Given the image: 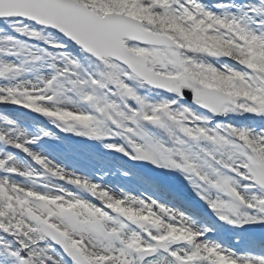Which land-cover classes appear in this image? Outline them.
I'll return each mask as SVG.
<instances>
[{
  "label": "snow or ice",
  "instance_id": "obj_1",
  "mask_svg": "<svg viewBox=\"0 0 264 264\" xmlns=\"http://www.w3.org/2000/svg\"><path fill=\"white\" fill-rule=\"evenodd\" d=\"M0 264H264V0H0Z\"/></svg>",
  "mask_w": 264,
  "mask_h": 264
},
{
  "label": "rangeland",
  "instance_id": "obj_2",
  "mask_svg": "<svg viewBox=\"0 0 264 264\" xmlns=\"http://www.w3.org/2000/svg\"><path fill=\"white\" fill-rule=\"evenodd\" d=\"M5 111H11V109H5ZM23 116H26V115H23ZM27 117V116H26ZM78 160V158H77ZM79 161V160H78ZM85 163V162H84ZM84 163H81V165L83 166ZM118 181L117 180H114L113 183H117ZM177 188H179L181 191H186V189L183 188L182 184H180L179 182L176 183L175 185Z\"/></svg>",
  "mask_w": 264,
  "mask_h": 264
},
{
  "label": "trees",
  "instance_id": "obj_3",
  "mask_svg": "<svg viewBox=\"0 0 264 264\" xmlns=\"http://www.w3.org/2000/svg\"><path fill=\"white\" fill-rule=\"evenodd\" d=\"M18 114H20V113H18ZM22 115H26L27 116V113H23ZM26 116H24V117H26ZM27 118L31 119V117H27ZM75 158H78V159H81L82 161H85V158L83 156L73 157V159H75Z\"/></svg>",
  "mask_w": 264,
  "mask_h": 264
}]
</instances>
